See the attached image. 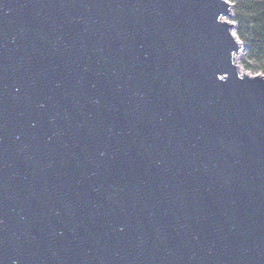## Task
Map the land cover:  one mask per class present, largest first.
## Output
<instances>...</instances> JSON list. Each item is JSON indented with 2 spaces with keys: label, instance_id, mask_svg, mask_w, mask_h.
I'll return each instance as SVG.
<instances>
[{
  "label": "water",
  "instance_id": "1",
  "mask_svg": "<svg viewBox=\"0 0 264 264\" xmlns=\"http://www.w3.org/2000/svg\"><path fill=\"white\" fill-rule=\"evenodd\" d=\"M226 0H0V264H264V76Z\"/></svg>",
  "mask_w": 264,
  "mask_h": 264
},
{
  "label": "trees",
  "instance_id": "2",
  "mask_svg": "<svg viewBox=\"0 0 264 264\" xmlns=\"http://www.w3.org/2000/svg\"><path fill=\"white\" fill-rule=\"evenodd\" d=\"M238 38L246 53L261 64L264 74V0H251L236 10Z\"/></svg>",
  "mask_w": 264,
  "mask_h": 264
},
{
  "label": "rangeland",
  "instance_id": "3",
  "mask_svg": "<svg viewBox=\"0 0 264 264\" xmlns=\"http://www.w3.org/2000/svg\"><path fill=\"white\" fill-rule=\"evenodd\" d=\"M251 0H226L231 5V14L230 16L224 18L225 21H228L233 25V33L240 42L241 50L238 55L235 57V64L238 66V68L242 71L244 75L247 76H255V75H261L264 76L261 72V64L257 62L255 59H253L250 54L246 53L245 50L242 47V43L240 39L238 38L237 31L239 28L236 10L242 6L247 4Z\"/></svg>",
  "mask_w": 264,
  "mask_h": 264
},
{
  "label": "bare ground",
  "instance_id": "4",
  "mask_svg": "<svg viewBox=\"0 0 264 264\" xmlns=\"http://www.w3.org/2000/svg\"><path fill=\"white\" fill-rule=\"evenodd\" d=\"M238 70H239V73L242 75L243 73H242V71L238 68Z\"/></svg>",
  "mask_w": 264,
  "mask_h": 264
}]
</instances>
